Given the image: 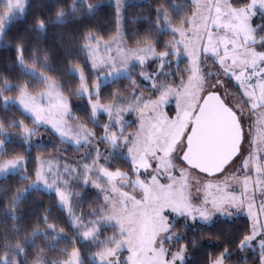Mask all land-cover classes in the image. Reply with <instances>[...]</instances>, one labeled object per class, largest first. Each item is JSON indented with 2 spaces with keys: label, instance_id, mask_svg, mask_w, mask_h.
Instances as JSON below:
<instances>
[{
  "label": "rangeland",
  "instance_id": "obj_1",
  "mask_svg": "<svg viewBox=\"0 0 264 264\" xmlns=\"http://www.w3.org/2000/svg\"><path fill=\"white\" fill-rule=\"evenodd\" d=\"M191 1L194 10L182 25L166 22L172 39L164 52L166 55L162 56L149 43L135 47L126 44L120 13L126 0H111L117 8L116 33L110 39L89 36L98 45V53L90 56L89 49L84 47V50L97 80L92 88L86 85L87 93L80 86L78 89L86 97L93 117L98 113L108 117L101 136L107 142L105 151L98 149L90 161L77 165L39 160L38 170L43 171L52 187L36 178L33 186L56 195L60 189L70 195V182L81 179L102 191L105 208L89 227L74 213L71 204L69 212L60 203L82 239H94L100 225L116 228L99 250L90 254V260L97 264H182L183 250L176 245L180 233L169 230L180 216L204 223L216 218L232 220L246 216L250 233L239 248L261 251L264 247V36L258 39L252 36V19L259 12L264 13V0H248L235 7L228 0ZM5 3L7 10L0 21V32L13 15L22 11L24 0H5ZM146 46L148 51H140ZM168 54L175 65L180 59L184 63L164 70ZM151 59L157 63L154 70L139 69L140 82L153 92L150 99L138 95L135 99L125 97L101 103L94 98L101 84L128 76L132 64L142 66ZM73 72L80 77V68H74ZM159 72H162L160 79L156 77ZM229 78L239 88L245 104L234 102L233 96L225 91ZM54 83L62 99L53 104L45 101L38 105L37 111L42 114L51 110L58 115L46 118L42 115L38 125L50 128L62 141L74 146L92 143V132L69 118L67 99ZM214 87L219 88L224 100L234 108L242 128L247 132L249 126L256 137L250 145L243 143L237 157L220 173L209 176L178 160L189 120L202 94ZM44 92L45 85L38 92L28 94L38 97ZM8 102L19 106L36 123L34 113L26 111L17 98H9ZM100 152L122 154L131 162L133 174L128 176L120 170L105 168ZM23 164L24 159L15 167L0 171V177ZM73 217L80 221L76 226ZM85 231L91 232L87 238L83 235ZM260 260L264 264L262 253ZM212 264L223 263L216 259Z\"/></svg>",
  "mask_w": 264,
  "mask_h": 264
},
{
  "label": "trees",
  "instance_id": "obj_2",
  "mask_svg": "<svg viewBox=\"0 0 264 264\" xmlns=\"http://www.w3.org/2000/svg\"><path fill=\"white\" fill-rule=\"evenodd\" d=\"M228 1L235 7L248 0ZM6 10L5 0H0V21ZM193 10L191 0H126L120 8L125 42L130 47L149 43L157 53H164L172 39L166 22L180 26ZM117 23V8L111 0H24L22 11L1 28L0 93L16 99L19 89L25 85L28 92H38L44 87L37 75L42 69L66 97L71 112L69 118L85 125L94 136L92 143L74 146L62 141L50 128L36 124L13 102L5 103L0 99V162L18 157L24 159L22 167L0 177V257L7 256L9 264H61L72 250L78 252L80 264H97L90 260V254L99 250L105 238L116 232L112 225H100L94 239L80 238L57 195L33 186L32 182L40 159L77 165L90 161L96 150L105 151L107 142L101 136L108 117L104 113L93 117L86 97L78 93L80 79L73 69L80 68L86 85L94 86L97 76L84 50L86 37L110 39L116 33ZM252 34L255 39L264 36L263 12L252 19ZM18 47L22 49L23 64L18 59ZM167 56L169 61L163 64L164 70L184 63L180 59L175 65L170 54ZM33 64L36 72H29ZM155 67L154 59L142 66L132 64L128 76L101 84L93 97L101 103L125 97L135 99L138 95L150 99L153 92L140 82L139 69L152 71ZM161 73L156 77L161 78ZM211 90L218 91L224 100L218 87ZM225 91L233 96L234 102L244 103L231 78L226 81ZM189 126L190 120L188 129ZM24 127L30 129L31 135L25 136ZM100 155L105 168L120 170L128 176L133 174L131 162L122 154L100 152ZM68 187L74 213L85 226H91L105 208L102 191L81 179H74ZM50 224L54 227L49 228ZM169 230L180 233L176 245L183 250L182 264H212L216 259H221L223 264H261L264 247L261 251L239 248L250 233L246 216L232 220L216 218L207 223L180 216Z\"/></svg>",
  "mask_w": 264,
  "mask_h": 264
},
{
  "label": "water",
  "instance_id": "obj_3",
  "mask_svg": "<svg viewBox=\"0 0 264 264\" xmlns=\"http://www.w3.org/2000/svg\"><path fill=\"white\" fill-rule=\"evenodd\" d=\"M242 126L218 91L203 94L190 119L181 161L206 175L220 173L240 152Z\"/></svg>",
  "mask_w": 264,
  "mask_h": 264
},
{
  "label": "snow or ice",
  "instance_id": "obj_4",
  "mask_svg": "<svg viewBox=\"0 0 264 264\" xmlns=\"http://www.w3.org/2000/svg\"><path fill=\"white\" fill-rule=\"evenodd\" d=\"M41 27H43L42 22H41ZM86 41L87 42L84 45V47L89 49V55L93 56L94 54H97L98 53V45L92 43L90 40V37H86ZM140 51H148V47L146 46V47L140 49ZM17 52H18V59H19L20 63L23 64L24 61L22 59V49L18 47ZM161 55L163 56L166 54L161 53ZM93 67H95V65H93ZM28 71L29 72H36L35 64H33L28 69ZM37 75L40 77L42 83L45 85V92L42 93L38 97L30 96L27 92V86L25 85V87L19 89V95L17 97V102L20 103L26 111H32L36 117V123L39 124L41 122L42 115H43V117L46 118V117L56 116V115H58V113H53L51 110H49V111L41 114L40 112L37 111L38 105L45 102V101L48 104H53V103H55V101L61 100L62 98L59 96V94L56 91V85H55L54 81H52L51 79L46 77L44 75V72L42 69L40 70V72L37 73ZM79 78L81 81V85H80L81 90L83 92L87 93L85 77H84L82 72L80 73ZM0 99H2L5 103H7L9 100V97L3 96L2 93H0ZM23 133L25 134L26 137L31 135V131L27 127L23 128ZM243 140H244V137L242 134V142H243ZM18 162H23V159L22 158H16V159L10 160L4 164H0V171L6 170L9 166L15 167ZM36 180L39 182L45 183L46 186H48V187H52L51 184L47 183V179H46L45 175L43 174V171H41V170H37ZM57 196L59 198L60 203H62L65 206L66 210H68L70 212V195L65 193L64 191H61L60 189H57ZM72 219H73L74 226H76L80 223L78 218L73 217ZM48 227L53 228L54 226L50 224V225H48ZM83 235L87 238L91 235V232L85 231L83 233ZM0 264H9L7 256L0 257ZM65 264H80V258H79L78 254L75 250L69 254L68 259L65 262Z\"/></svg>",
  "mask_w": 264,
  "mask_h": 264
},
{
  "label": "flooded vegetation",
  "instance_id": "obj_5",
  "mask_svg": "<svg viewBox=\"0 0 264 264\" xmlns=\"http://www.w3.org/2000/svg\"><path fill=\"white\" fill-rule=\"evenodd\" d=\"M238 118H239V116H238ZM239 121H240V118H239ZM240 124H241V121H240ZM241 126H242V124H241ZM248 128L247 129H250V131H245L243 128H242V130H243V137H244V140H243V142L241 143V147H240V150H241V148H242V145H243V143H247V144H251V143H254V138L256 137V135L254 134V132H252L251 131V128L249 127V126H247ZM264 127V126H263ZM246 134H248V135H246ZM253 139V140H252ZM237 157V156H236ZM235 157V158H236Z\"/></svg>",
  "mask_w": 264,
  "mask_h": 264
}]
</instances>
